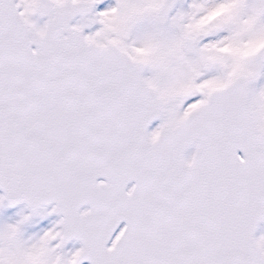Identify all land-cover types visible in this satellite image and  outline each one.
<instances>
[{
  "label": "snow or ice",
  "instance_id": "snow-or-ice-1",
  "mask_svg": "<svg viewBox=\"0 0 264 264\" xmlns=\"http://www.w3.org/2000/svg\"><path fill=\"white\" fill-rule=\"evenodd\" d=\"M0 264H264V0H0Z\"/></svg>",
  "mask_w": 264,
  "mask_h": 264
},
{
  "label": "rangeland",
  "instance_id": "rangeland-1",
  "mask_svg": "<svg viewBox=\"0 0 264 264\" xmlns=\"http://www.w3.org/2000/svg\"><path fill=\"white\" fill-rule=\"evenodd\" d=\"M9 212L12 211V210H8Z\"/></svg>",
  "mask_w": 264,
  "mask_h": 264
}]
</instances>
